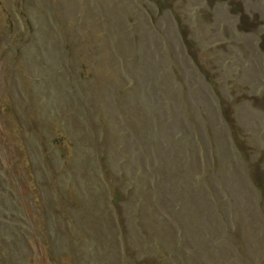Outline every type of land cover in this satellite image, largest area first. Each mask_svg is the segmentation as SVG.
Masks as SVG:
<instances>
[{"label":"rangeland","instance_id":"obj_1","mask_svg":"<svg viewBox=\"0 0 264 264\" xmlns=\"http://www.w3.org/2000/svg\"><path fill=\"white\" fill-rule=\"evenodd\" d=\"M0 264H264V0H0Z\"/></svg>","mask_w":264,"mask_h":264}]
</instances>
